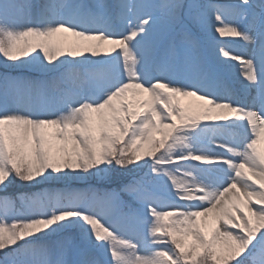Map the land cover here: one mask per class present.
Masks as SVG:
<instances>
[{"label":"snow or ice","instance_id":"snow-or-ice-1","mask_svg":"<svg viewBox=\"0 0 264 264\" xmlns=\"http://www.w3.org/2000/svg\"><path fill=\"white\" fill-rule=\"evenodd\" d=\"M0 68V264H264V0H0Z\"/></svg>","mask_w":264,"mask_h":264},{"label":"rangeland","instance_id":"rangeland-1","mask_svg":"<svg viewBox=\"0 0 264 264\" xmlns=\"http://www.w3.org/2000/svg\"><path fill=\"white\" fill-rule=\"evenodd\" d=\"M210 0H206V2H209ZM35 3L37 4H44L47 2V0H34ZM85 3H87L84 0ZM89 3H93L94 0H88ZM108 3H115L116 0H107ZM202 2H195L197 4H200ZM227 0H223V1H219L214 3V4H224L226 3ZM213 4V3H212ZM207 5V4H205ZM207 15V27L204 30H197L196 34L199 37L200 41L203 38L205 41L208 42V45L203 46L202 44V53L204 54H211L210 57L212 58V62H213V67L215 68H220L223 67L225 69L224 72H222V76L224 77V79L231 85L233 91L237 94V95H241L243 94V88L242 85L240 83V77L238 76V69L235 67V65L238 62H228L225 63L224 62V58L223 57H219L218 56V48L217 46H222L225 47L227 49H231L232 52L234 54L236 53H244L245 55H251V52L249 51V49L245 48L243 46L242 43L238 42V38H229V37H218V35L216 33L213 32L212 30V24L213 21L211 19L212 17V10L209 9V12L206 14ZM210 44V47H209ZM187 54H192L194 55L195 53H192L186 49H181V55H187ZM11 75H20L19 73H10ZM4 72H3V68H0V76H3ZM23 75L27 76L29 75L28 73H24ZM147 173V169L144 170V172H138V173H125L124 175H122V177H124L125 179L121 182L118 183V185H123L124 183H130L133 180H140L141 178L144 179H148V177L146 176ZM115 182H93L91 185L85 184L83 182H78L76 184H73L72 187L74 188H87L89 186H91L92 188L96 189V188H101V193H98L99 195H104L107 192H111L112 190L107 189L108 186L110 185H114ZM23 187L24 190L26 191H40L39 188H29L26 186H20ZM44 187H51V188H63L64 185L58 182H51L48 185H45ZM115 210V207L113 208V211ZM11 218V217H10ZM50 240L52 242H56V241H63L66 244H77V245H81L83 246V241L80 240L77 236V234L75 232L69 231V232H65L60 236H53L50 238ZM2 254V253H0ZM3 255V254H2ZM1 255V256H2Z\"/></svg>","mask_w":264,"mask_h":264}]
</instances>
